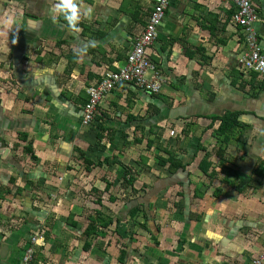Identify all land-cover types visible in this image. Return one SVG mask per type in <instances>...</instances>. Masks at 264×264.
<instances>
[{"label":"crops","instance_id":"1","mask_svg":"<svg viewBox=\"0 0 264 264\" xmlns=\"http://www.w3.org/2000/svg\"><path fill=\"white\" fill-rule=\"evenodd\" d=\"M76 2L89 13L78 30L60 12L53 18L56 0H0V264H19L34 235L44 237L35 246L34 264H109L112 258L118 264L119 254L88 238L85 229L89 215L102 208L97 199L108 203L94 190L110 194L115 220L130 208L125 197L111 193L119 180L110 179L132 159L136 170L134 147L147 144L137 134L153 146L162 138L187 166L178 175L181 186L168 182L156 196L179 188L190 208L157 228L149 255L168 264L184 257L189 264H252L264 251V81L241 67L246 45L229 20L232 9L222 0H171L147 51L163 77L161 93L117 88L85 126L87 88L124 64L153 0ZM257 4L255 28L264 54V0ZM226 115L234 123L228 139L218 135ZM20 134L32 142L36 161L25 153L28 143ZM106 158L120 163L98 165ZM204 159L213 164L208 174L200 168ZM143 173L151 193L155 181ZM95 174L105 185L93 183ZM161 197L155 207L149 202L150 227ZM172 212L173 206L164 217ZM168 248L178 253L163 257L158 251Z\"/></svg>","mask_w":264,"mask_h":264},{"label":"built area","instance_id":"2","mask_svg":"<svg viewBox=\"0 0 264 264\" xmlns=\"http://www.w3.org/2000/svg\"><path fill=\"white\" fill-rule=\"evenodd\" d=\"M233 10L232 22L240 28L246 45L241 57V67L246 73H256L264 81V54L260 46L255 25L260 21L257 0H222ZM171 0H153V6L144 30L135 38L124 64L117 70L103 75L102 79L87 88L88 102L83 108V124L91 125L96 118L103 98L121 87L134 86L149 95L161 93L163 77L147 56L148 49L158 37V29L165 18ZM42 235H34L24 250L19 264H34L35 246L43 240ZM252 264H264V251Z\"/></svg>","mask_w":264,"mask_h":264},{"label":"rangeland","instance_id":"3","mask_svg":"<svg viewBox=\"0 0 264 264\" xmlns=\"http://www.w3.org/2000/svg\"><path fill=\"white\" fill-rule=\"evenodd\" d=\"M165 21H166V18L162 23L164 24ZM161 25L158 29V32L161 30ZM137 135H138L139 139H142V141L143 140L147 141V139H148V138H145V136L141 137V134H137ZM159 139L160 140H159L158 144H161V145H163V147H166L164 145L165 144L164 140L162 138H159ZM158 144L156 146H153V148H156L154 150H150L149 148H147L146 143L141 144V145H136L134 147V149H135L134 152L136 151V157H137V160L135 161L137 163L136 169L141 167V174L133 173V175L136 176L137 179H139L138 183L136 184L137 189L143 188V186L151 187V185H152V184L148 183V180L145 177V173H142V170H143V172H145L147 169H150L152 173H154L155 175H159L162 178H165L168 175L167 171L158 165V157H159V155L163 154L158 149ZM121 147L124 150L127 148V147L124 148L123 146H121ZM121 152H122V150H121ZM132 156H133V153H132ZM132 161H133V159L130 160L129 163H126L124 166L122 165V168H119V170L121 169L119 175L113 176L110 180H113V181L115 180V182H116V180L121 181L126 176L128 169H134V166H131ZM83 166H85V164H83ZM94 177H95L93 179L94 184L97 183L100 186L105 185V181H103V176L97 177L95 174ZM106 177H108V176H106ZM104 180L110 181L109 179H104ZM81 181H83V184H85V182L87 180H85V182H84V179H81ZM119 181H118V183H116L115 187H113L111 193L114 195L120 194L121 198L125 197L126 198V205L129 204L132 200H133V203L138 202L137 198L135 199L136 195H134L135 194L134 190L136 191L137 189L134 188V190H133V188H128V187H126V185L124 183H122V182L120 183ZM149 187L146 190H149ZM178 191L180 192L179 188H178ZM141 192L143 195L144 192L143 191H141ZM179 192H177V188H176L173 191H166L164 193V196H162V197L160 195L156 196L159 194V192L152 194L153 196H150V200H148V204L150 201L151 202L153 201L154 207H155V202L157 200H159L160 197L162 198L158 203L159 205H161L160 210H159V212L156 211L157 214H154V215H156L158 220H156L154 218V216L152 215L150 217V221L152 223V226L150 227L149 225H147L148 230L138 228L137 234L132 238L133 241H131V243L129 244V245H132L133 249H135L137 252L136 254H134L135 256L133 255V257L128 259L130 264H154V263H156V264H168L169 261L168 260L165 261V259L160 258V256H150L149 255L150 254V247L154 246V244H155L152 239L154 237H159L158 236L159 229H157L158 227L161 229H164V227H165L164 224L166 226H168L172 222V217L173 218L179 217L178 214H181V210L184 209L186 205H188V207H186V209L190 208L189 207L190 202L187 200L188 204L186 203V205H185L183 203V201L185 199H184V197L180 196ZM98 195H100L101 197L104 195V199L106 200V202H108V203H105V205L103 204L102 208H100V211L102 212L103 216L105 218L111 217L112 219L115 220L116 217L113 218V215L116 212H118V210L116 209V212H115L114 211L115 207H113L111 204H109V201L107 199H109L110 194L109 193L96 194L95 197L98 198ZM79 196L83 200H85L86 196L89 197V195H83L82 193H80ZM175 203H177V204H175ZM83 205H85V202L83 203ZM110 206H112V207H110ZM172 206H173L172 214L168 218L164 217L166 214L167 208H168V210L169 209L172 210ZM108 209H109V211H107ZM151 212H154V210H151ZM151 212L148 209V213H151ZM139 219H140V221L143 220L142 215L139 216ZM181 219H182V217H181ZM158 223H160V224H158ZM114 227H115V225H112L111 229L110 228L109 229H103L102 234H99L98 236H94L90 239H92L94 241L97 239V240H99V242L103 241L104 243H108V248L111 250V253L114 252V254L118 255L120 252L119 250H121V248L124 245V242L118 241L117 235L114 232ZM156 239H158V238H156ZM127 241L125 243H127ZM115 248H116V250H115ZM161 249H165V248H161ZM161 249L158 251H160V253L163 254V257H165L166 253L169 254L170 252H173V251L178 253V251H176L177 247L175 250H173L172 248H168L166 251L161 250ZM108 260L110 261L109 264H114L113 258L108 259ZM180 260L184 264H189L185 257H184V259H178V261H177L178 263H176V264H179Z\"/></svg>","mask_w":264,"mask_h":264},{"label":"trees","instance_id":"4","mask_svg":"<svg viewBox=\"0 0 264 264\" xmlns=\"http://www.w3.org/2000/svg\"><path fill=\"white\" fill-rule=\"evenodd\" d=\"M232 16H233V12H232L231 16H229V20L232 19ZM242 39H243V37H242ZM254 74H256V73H254ZM217 119H218L217 117L214 118V121ZM231 123H233V115H226L222 119V124L219 127L218 135L224 134L225 138L228 139L227 133L231 131L232 125L234 127V123L232 125H231ZM102 130H103L102 132H105L104 128H102ZM154 131L158 132V130H153V129L150 130L151 133H154ZM97 136H98L99 140L103 139V133H98ZM126 139H127V135L124 136V140H126ZM19 140L28 143L24 147V151L26 154H29L31 156L33 161H36L37 157L35 156V151L33 149L32 142L31 141L28 142V136L25 134H20ZM137 141L139 143L143 142L142 139H139ZM127 145L128 144L126 142L124 146H127ZM153 145H154V141L148 139L147 140V148L150 149ZM158 149L160 150L161 153H163L162 155H159V157H158V165L160 167L164 168L169 173V175H171L172 177L170 176V178H168V179H165V178L161 179L160 177H155L154 174L150 173V171H151L150 169H147L146 171L144 170L145 172H148L155 181V184L153 186L154 187L153 192L147 193L146 192L147 186L146 187L143 186V188L135 191L134 185H135V182H137V178H136V176L133 175V173L141 174V167H139L136 170L128 169L126 176L121 180V182L124 183L126 185V187L133 188L135 195H136L135 199L138 197H141L140 198V199H142L141 202L138 201L136 203H133V201H131L129 203L128 207H130V208L127 211L125 210L121 216L124 221L119 219V218H117L116 220L112 219L111 217L105 218L100 210H94L93 211L94 216L89 215V217H88L89 224L87 225V227L85 229V234L87 235L88 238L98 236L99 234L103 233V229H109V228H111L112 225H115L114 232L118 235L119 240L121 242L122 241L124 242L123 247L121 248V250H119L120 252H119L118 259H117L118 264H130L128 259L133 257V255L136 253V250L133 249L132 245H129L131 243V241H133L132 238L137 234L138 228L148 230V226L146 225V221L147 222L149 221L148 219H149V216L151 213H148V209L151 212L152 205L148 204V202H146L145 197L147 195L151 196L152 194H155V193H158L159 191L164 190L166 188L165 186H168V182L170 184H173L172 186L180 185L181 184L180 183L181 177L178 175L184 174L186 172L187 166L180 159H177V157L175 156V154L172 152L171 149H169L167 147H163V145H161V144H158ZM115 160L116 161H110L109 158H106L103 163H99L98 165L107 164V165L112 166L114 164L120 163L117 159H115ZM212 166H213V164L211 162L207 161L206 159L202 160V162L200 164V168H201V170H203L205 172V174L206 173L208 174V170ZM205 167H207V168H205ZM142 173H143V170H142ZM211 177H212V173H211ZM108 185H107V188H108ZM141 191L144 192L143 195H140V193H142ZM94 192H95V194L100 193L99 190H94ZM195 195H196V197L203 196L198 191H195ZM180 196H183L182 193H180ZM111 201L115 202V199H112ZM97 202H98L97 204L103 206L102 200L100 197L97 199ZM140 215H142V218L144 219L145 224L140 221V219H139ZM126 241H127V243H125ZM89 248H90V243L87 242L85 244L84 249L89 250Z\"/></svg>","mask_w":264,"mask_h":264},{"label":"clouds","instance_id":"5","mask_svg":"<svg viewBox=\"0 0 264 264\" xmlns=\"http://www.w3.org/2000/svg\"><path fill=\"white\" fill-rule=\"evenodd\" d=\"M52 11L54 19L56 12L62 13L64 19L67 21V26L74 30H78L82 15L87 16L89 14L88 12L82 14L76 0H56L55 7Z\"/></svg>","mask_w":264,"mask_h":264},{"label":"water","instance_id":"6","mask_svg":"<svg viewBox=\"0 0 264 264\" xmlns=\"http://www.w3.org/2000/svg\"><path fill=\"white\" fill-rule=\"evenodd\" d=\"M3 153H4V155L7 154V152H3Z\"/></svg>","mask_w":264,"mask_h":264}]
</instances>
